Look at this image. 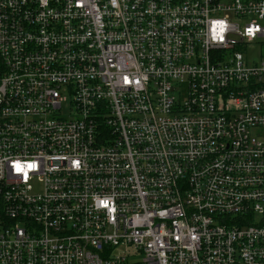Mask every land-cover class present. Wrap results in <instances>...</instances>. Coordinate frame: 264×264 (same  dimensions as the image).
Segmentation results:
<instances>
[{
  "label": "built area",
  "instance_id": "1",
  "mask_svg": "<svg viewBox=\"0 0 264 264\" xmlns=\"http://www.w3.org/2000/svg\"><path fill=\"white\" fill-rule=\"evenodd\" d=\"M264 0H0V264H264Z\"/></svg>",
  "mask_w": 264,
  "mask_h": 264
},
{
  "label": "rangeland",
  "instance_id": "2",
  "mask_svg": "<svg viewBox=\"0 0 264 264\" xmlns=\"http://www.w3.org/2000/svg\"><path fill=\"white\" fill-rule=\"evenodd\" d=\"M248 59L251 61H257L264 55V38L257 39L253 42L248 49Z\"/></svg>",
  "mask_w": 264,
  "mask_h": 264
}]
</instances>
